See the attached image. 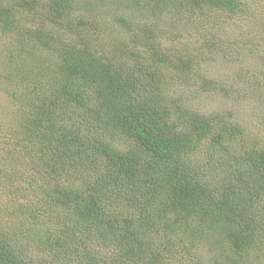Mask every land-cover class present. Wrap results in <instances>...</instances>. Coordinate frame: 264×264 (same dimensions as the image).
I'll return each mask as SVG.
<instances>
[{"label":"trees","instance_id":"16d2710c","mask_svg":"<svg viewBox=\"0 0 264 264\" xmlns=\"http://www.w3.org/2000/svg\"><path fill=\"white\" fill-rule=\"evenodd\" d=\"M253 15L248 0H0L17 46L7 66L40 80L6 130L23 170L0 154L27 199L0 229V264H264V142L170 91L198 78L199 94L234 95L240 72L228 83L198 71L222 44L251 56L264 44ZM216 20L233 26L228 41ZM41 47L53 68L24 60ZM260 62L246 84L264 90Z\"/></svg>","mask_w":264,"mask_h":264},{"label":"rangeland","instance_id":"374dc122","mask_svg":"<svg viewBox=\"0 0 264 264\" xmlns=\"http://www.w3.org/2000/svg\"><path fill=\"white\" fill-rule=\"evenodd\" d=\"M44 3L41 2V4ZM248 3L255 12V15H253L251 18V24H253L254 21L256 24L260 22L262 29L261 32L264 35V0H248ZM255 8H258V11ZM102 9L103 8L100 9V12ZM101 13L103 14V16L107 14L104 9ZM220 21L222 20H216L217 28H219L220 30L218 33L222 32L223 35H220V39L222 41H228L230 39L228 37L232 34L230 30L233 29V26L231 25L227 27L226 24L222 28L220 25H218V22ZM34 23L36 24V22ZM166 26L171 27L168 24H166ZM179 27L180 25L175 23L168 30V33L172 31L171 34H175L177 31H180ZM256 31L260 32V29L256 28ZM118 36L122 38L125 36V34H122V32H118ZM183 39L185 38L183 37ZM70 42H77V40L71 39ZM168 42H170L169 39ZM168 42L167 44H169ZM191 45L194 46L195 44ZM222 46V54L221 52L215 54L214 58H212L209 63L202 65V67L198 71V74L216 78L220 81H228V83H230L234 82V77L240 72L244 78L241 81H238L239 84L242 85H239L237 83L238 91H235L234 95L227 96L222 94V92H218L215 90L206 92L203 90V94H199V89L196 86L199 83L198 78L192 79L194 83H177L175 87H172L170 89V91L174 95L177 94L183 96V101L187 102V105L189 107L200 110L206 114L222 115L225 117V119L237 124L243 130V133L245 134L244 138L246 139L247 143H262L264 142V90L261 87L262 83L261 85L246 84V80H249V83L251 82V78L249 79L248 77V71L254 69L260 70L262 68L260 57L264 55V44H252V46L249 45L251 51L252 49H254V53L252 54V56L249 54L248 50L240 48L241 46L236 48L234 44L231 46H229V44H222ZM16 47L17 46L11 44L10 35L0 32V154L5 157V160L8 163H15L16 159L20 160L21 162H17L21 163L20 169L23 170L22 166L25 165V161L19 159V157H21L19 153L13 156V154H15L17 150L14 149V146L12 145V143H10L11 136L10 134L6 133V130L11 132L13 129H15L16 126L20 125V115H22L20 107L22 106V104H24L25 100L23 95L27 94L30 90H35L36 86L33 84L37 83V81L39 83L40 80L38 78L37 80H34L35 77L33 75H30V78L25 77L24 72L26 69H18L19 67L23 66L22 63H16L14 65L12 61L10 63H12V65L14 66L8 68V54L10 53H8V50ZM241 50H243L242 53L238 55V51ZM34 51L37 55L35 57V60L34 57L28 56L26 53L23 56L24 60L30 63L34 61V65L37 68L39 66H42L40 69L38 68L39 71L45 64H47L48 68H53V65H55L54 63L57 61V53L51 50V48L48 50L47 48L42 47ZM29 70L30 72L35 71L34 69ZM9 72L10 76L6 77ZM243 73L245 75H243ZM41 88L42 87H40V89ZM1 136L3 137L1 138ZM109 136L114 144H117L119 142L118 146L126 145V142L124 140H121L117 133H109ZM199 151L195 152V154L193 155L195 156V158L200 157ZM218 154L219 153L216 154V156L219 157L218 164L221 165L226 158V154L222 157L224 159H221V155ZM2 167L3 163H1L0 161V229L1 231L5 232L10 231V229H12V226L10 225L17 222L20 217L22 219L24 218L23 215H21L20 217H14V215L16 214H13V208L26 209L27 207L25 204L27 202V199L23 198V195H21V191H19V189L17 190V188H19V179H15V177L12 176L14 174L10 173L9 167L4 168L6 172L1 170ZM43 177L47 178L51 176H47L45 174L40 176V178ZM210 179L213 178L210 177ZM37 202L38 200H35L34 205ZM53 222H55V217H53ZM17 232L18 234L20 233L19 231ZM158 234L161 235L160 233ZM156 238H158L157 234ZM21 244L23 246L28 245L31 249L30 251L33 250V247L30 243H28V241L23 240ZM198 251H202L203 253L201 247H198ZM204 251L206 250L204 249ZM209 252L211 251L208 249V252L206 251V253ZM183 256L185 257V259H188L189 257L186 254ZM168 263L170 264V261Z\"/></svg>","mask_w":264,"mask_h":264}]
</instances>
